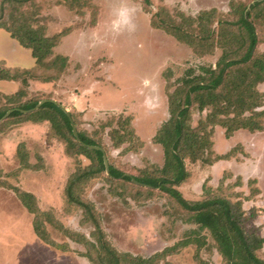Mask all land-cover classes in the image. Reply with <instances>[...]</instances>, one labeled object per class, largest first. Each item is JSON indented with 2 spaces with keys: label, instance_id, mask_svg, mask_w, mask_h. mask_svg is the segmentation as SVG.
<instances>
[{
  "label": "rangeland",
  "instance_id": "374dc122",
  "mask_svg": "<svg viewBox=\"0 0 264 264\" xmlns=\"http://www.w3.org/2000/svg\"><path fill=\"white\" fill-rule=\"evenodd\" d=\"M255 1L150 0L146 4L145 0H25L21 4L16 17L23 13L31 21L32 28L46 29V36L59 37V43L47 59L53 67L38 65L32 71L37 78L29 79L27 86L21 82H14L12 86L0 84V111H7L0 120V264H70V260L79 259V254L86 252L83 244L69 241L64 234L70 230L88 237L93 229L82 223V210L67 202L71 178L91 164L89 158L68 152L69 139L72 141L74 137L77 143L81 142L79 133L100 144L97 147L104 152L108 169L88 177L78 190L74 187L72 193L95 204L111 245L120 252L144 258L162 252L159 264H227L216 250L213 236L191 222L190 214L176 199L160 190L109 181L107 177L109 165L130 175L141 176L144 172L158 175L157 170L165 164V156L163 147L153 139L170 118L169 92L180 87L181 79L187 74L204 75L202 68H215L225 53L216 46L213 52L199 54L166 31L154 27L152 21L162 25L174 22L188 33L196 26L190 27L185 19L214 10L217 17L213 31L218 38V20H235L238 7L247 5L249 8ZM3 2L0 0V15ZM124 3L136 8L133 18L136 27L132 32H115L111 28L112 13ZM1 21L12 25L7 13ZM260 21L257 32L264 39V28L258 27ZM3 32L6 34L1 30ZM1 46L0 51L3 50ZM258 49L262 51L264 44ZM229 55L235 58L234 54ZM66 59L68 66L63 70L61 66ZM0 67L9 68L7 62L1 60ZM61 79H64L62 92L57 91L55 85ZM48 81L51 83L46 84ZM260 87L264 89V83L257 89ZM15 89L25 91L26 95L10 103L3 93H15ZM146 97H154L155 107L145 105ZM46 100L57 102L72 114L78 137L73 131L72 136H65L63 130L56 131L53 123L46 119L33 121L10 117L12 108L33 101H39L38 106ZM37 106L24 110L25 115L40 109L41 106ZM211 109L201 111L198 104L194 106L191 125L196 127ZM251 113L244 111L241 119H249ZM127 118L131 121L134 137L128 136ZM255 121L264 126V118H255ZM220 129L219 126L215 128L217 136ZM113 136H118V141L124 136L128 141L117 148ZM218 138V142L225 139ZM242 150L245 148L240 145L232 157L237 152L244 154ZM208 157L206 154L196 162L185 159L189 177L175 188L188 201L205 199L206 187L212 189V178L208 176L214 172L204 164ZM26 165L29 168H25ZM244 166L234 170L239 172ZM227 177L232 174H226ZM236 180L238 183L239 179ZM18 191L34 194L39 207L54 215L62 229L48 224L51 237L59 244L68 241L73 247L71 252L52 250L37 238L32 225L34 215L23 206ZM213 193L224 198H239L236 192L222 188L221 192ZM250 214L248 211L247 216H243V227L252 233L256 226L250 221ZM186 240L195 242L186 247L179 244ZM202 240L207 244L199 248L197 245ZM170 247L173 249L166 251ZM257 255L264 259L259 253Z\"/></svg>",
  "mask_w": 264,
  "mask_h": 264
},
{
  "label": "trees",
  "instance_id": "16d2710c",
  "mask_svg": "<svg viewBox=\"0 0 264 264\" xmlns=\"http://www.w3.org/2000/svg\"><path fill=\"white\" fill-rule=\"evenodd\" d=\"M24 1L4 0L0 20L7 13L12 20V25L8 24V20L1 21L0 29L9 32L12 38L16 39L23 47L31 49L39 66L53 67V63L47 59L53 55L54 48L59 43V37H47L46 29L32 28L31 21L23 13L16 17V13L19 12V7ZM145 2L149 4L150 0H145ZM235 15L236 19L232 21L230 19L218 20L220 26L219 32H217V34L219 33L218 38L215 37V31H213V24L217 17L214 10L204 11L197 18L185 19L190 27L191 25L196 26L191 27L192 29L190 28L191 31L188 33L183 31L182 25L176 26L173 24L174 22L169 23L170 25H162L152 21L154 27L157 26L166 31L180 42L192 47L199 54L213 52L216 46L222 48L225 53L215 68H202L204 75L192 77L187 74L181 79L182 85L174 92H169L170 118L153 139L156 144L163 147L165 156V164L157 170L158 175L152 176L146 172L141 176L130 175L109 165L107 178L109 181L160 190L176 199L190 214L189 220L195 222L201 229L209 231L213 236L216 250L227 264H264V259L257 255L264 245V238L258 234L256 227L254 228L255 232L252 233L243 227V223H245L243 216H247V213L243 209L241 199L215 195L213 191L221 192V187L217 189L206 187L207 197L205 199L188 201L175 188L189 177L185 159L190 158L192 162H196L208 154V160L204 164L212 165L214 162L229 158L232 153L236 152L237 148L226 155H219L215 152L213 136L217 126L225 130L226 138L232 137L236 131L241 129L250 132L264 131L262 123L255 121V118H264V110L257 111L264 106V91L257 89L260 83H264V49L262 51L258 49V46L264 44V39L260 38L257 32V22L264 21V0H256L249 8L247 5L238 7ZM263 21L258 23L259 29L264 28ZM228 52L234 54L235 58H229ZM66 62L67 59L61 66L63 70L68 66ZM30 78L37 77L28 71L20 73L0 68V81H20L24 86H27ZM24 95L26 92L21 90L5 97L10 100V103H15ZM38 102L33 101L32 104L12 108L13 112L10 117H25L23 120L33 121L46 119L53 123L56 131L63 130L65 136L67 134L72 136V114L64 111L55 101L47 100L36 112L25 115L24 110L35 108ZM197 104L201 111L208 107L212 109L206 119L201 120L196 127H193L191 125L192 109ZM244 111H252V116L249 119H241ZM6 112V110L0 111V120ZM36 115L39 116L36 117ZM125 122L130 127L128 136L134 137L131 121L127 118ZM79 137L80 143H77L74 137L72 141L69 139L70 149L68 152L74 151L79 156L83 155L89 158L91 164L87 169H81L71 178L67 187L70 197L67 202L82 210V223L92 226L93 229L88 237L81 232L70 230L64 231V234L69 241L83 244L86 247V252L83 251L81 255L87 258L91 264H159L162 252L144 258L130 252L118 251L107 240L95 204L79 199L72 193V189L75 187L78 190L88 177L106 171L104 152L93 147L100 144L80 133ZM117 138L118 136H113L114 146L117 148L128 141L124 136L119 141ZM25 168H29V165H26ZM221 184H223V180ZM18 192L19 200L23 206L34 215L32 225L38 239L60 251L70 252L72 246L68 241L59 244L51 237L48 224L59 230L62 229V225L58 223L54 215L39 207L34 194L25 191ZM251 213L250 221L256 216L255 211H251ZM193 242L195 241L186 240L179 244L186 247ZM206 244L202 240L197 246L200 248ZM172 249L173 247H170L166 251Z\"/></svg>",
  "mask_w": 264,
  "mask_h": 264
},
{
  "label": "crops",
  "instance_id": "0c3cea01",
  "mask_svg": "<svg viewBox=\"0 0 264 264\" xmlns=\"http://www.w3.org/2000/svg\"><path fill=\"white\" fill-rule=\"evenodd\" d=\"M1 30L5 31L6 34L4 32L1 33ZM1 44L3 46H1ZM0 46L3 49L2 51H0V60L3 62H7L9 66V68L8 67H0V68L9 70L11 72L18 71L22 73L28 71L32 73V71H34L35 68L38 66L36 58H34L32 55L31 49H27L23 47L16 39L12 38L9 32H7L4 29H0ZM32 79L33 78H30V80ZM30 80L28 79V82H30ZM50 81H48V83L46 84H50L51 83ZM14 82H17L18 84L20 81L3 80L0 81V84L6 86H12L11 84H14ZM56 84H57L56 86L57 91L59 90L60 92H62L64 79L59 80L58 83L57 82L55 83V85ZM52 85L55 86L54 82ZM15 91L18 92L20 90L15 89ZM260 91H264V89L260 87ZM15 93L4 92L3 94L6 96ZM59 97H61V95ZM65 103L66 102H64V104ZM66 105L70 106L69 103H66ZM262 110H264V106L262 107ZM220 130L221 133L219 132L220 133L219 136H217V133L215 134L216 141L214 143V147H215V152L217 154L226 155L232 152L235 148H238L240 145L244 146L245 150H242V152L244 151L245 152L244 154L239 153V155L237 152L236 155L233 157L231 155L227 159L219 160L217 162H214V164L212 165H208L207 169L209 167V169L211 168V170L214 172L213 175L210 174L208 176V178L209 177L212 178V181H210L211 182L210 186L213 189H217L221 187L225 191L236 192V195H238L239 197L238 199H241L242 201L244 211L246 213H248V211L256 212V216L252 220V222H254L256 228L258 229V234L262 238H264V171H263L264 170V163H263L264 162V131L250 132L249 130L241 129L236 131L232 137L226 138L225 130L224 129H220ZM222 136L225 139H222L220 140V142H218L217 138L218 137L222 138ZM222 147L224 148V152H221L220 150V148L222 149ZM244 164H246L247 167H245ZM241 165L244 166V168H241L239 171L242 173H239L236 169L234 170V168ZM226 174H232V177L226 178ZM237 178L239 179L238 183L236 180ZM222 179L224 180V182L223 184L220 185ZM212 183H214V185H212ZM45 245L52 248V250L54 249L60 251L52 246H49L47 244ZM261 252L264 255V245L262 249L258 251L260 255H262ZM79 255L81 256V258L79 259L75 258L74 261L70 260V264H91V262L87 258L82 256L81 254ZM263 255L262 257H264Z\"/></svg>",
  "mask_w": 264,
  "mask_h": 264
},
{
  "label": "clouds",
  "instance_id": "9594fccd",
  "mask_svg": "<svg viewBox=\"0 0 264 264\" xmlns=\"http://www.w3.org/2000/svg\"><path fill=\"white\" fill-rule=\"evenodd\" d=\"M136 14V8L130 6L127 3L121 4L119 7L115 8L112 13L111 28L115 32H132L135 30L134 16ZM154 97H146L145 105L149 108L155 107L152 103Z\"/></svg>",
  "mask_w": 264,
  "mask_h": 264
},
{
  "label": "water",
  "instance_id": "95a60500",
  "mask_svg": "<svg viewBox=\"0 0 264 264\" xmlns=\"http://www.w3.org/2000/svg\"><path fill=\"white\" fill-rule=\"evenodd\" d=\"M47 101V100H46ZM46 101H42L37 107H40L42 106L43 103H45ZM64 111H66L65 109H63ZM68 113V111H66ZM71 124H72V127H73V132L74 134L76 135V137H78L77 135V131H76V128H75V125L73 123V120H71ZM95 149H99V150H102L100 147H97V146H93ZM104 161H105V165H106V168L108 169V162H107V159L104 157Z\"/></svg>",
  "mask_w": 264,
  "mask_h": 264
}]
</instances>
